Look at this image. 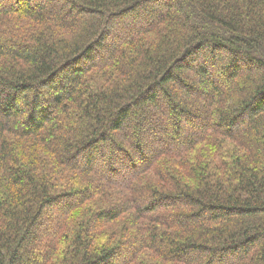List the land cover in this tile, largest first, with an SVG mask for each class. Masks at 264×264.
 Here are the masks:
<instances>
[{"label": "trees", "instance_id": "16d2710c", "mask_svg": "<svg viewBox=\"0 0 264 264\" xmlns=\"http://www.w3.org/2000/svg\"><path fill=\"white\" fill-rule=\"evenodd\" d=\"M0 264H264V0H0Z\"/></svg>", "mask_w": 264, "mask_h": 264}]
</instances>
